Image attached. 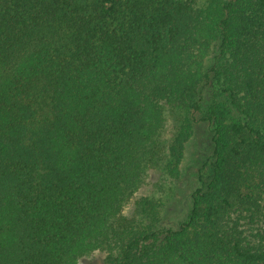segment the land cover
Wrapping results in <instances>:
<instances>
[{"label": "trees", "instance_id": "obj_1", "mask_svg": "<svg viewBox=\"0 0 264 264\" xmlns=\"http://www.w3.org/2000/svg\"><path fill=\"white\" fill-rule=\"evenodd\" d=\"M209 89L224 98L202 112ZM163 104L184 114L174 177L194 126L214 131L211 180L166 232L121 215L162 153ZM94 249L264 264V0H0V264Z\"/></svg>", "mask_w": 264, "mask_h": 264}, {"label": "rangeland", "instance_id": "obj_2", "mask_svg": "<svg viewBox=\"0 0 264 264\" xmlns=\"http://www.w3.org/2000/svg\"><path fill=\"white\" fill-rule=\"evenodd\" d=\"M205 1L207 0H199V4ZM211 63L212 54L206 61L208 68ZM223 98L218 90H207L202 112L207 110L214 100ZM183 116L182 111L163 104V121L158 139L162 153L145 168L136 189L121 209L122 216L131 217L138 206L146 208V213L141 215L142 220L147 223L154 217L157 218L156 228L161 232L177 230L189 219L193 208V194L199 189H205L213 175L214 131L212 125L204 121H199L194 126L193 135L186 144L184 158L178 167V176L172 175L169 146ZM202 116L203 113L200 114L201 118ZM148 203L151 206H146ZM106 256L105 250H90L77 264H102Z\"/></svg>", "mask_w": 264, "mask_h": 264}]
</instances>
